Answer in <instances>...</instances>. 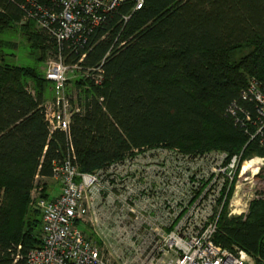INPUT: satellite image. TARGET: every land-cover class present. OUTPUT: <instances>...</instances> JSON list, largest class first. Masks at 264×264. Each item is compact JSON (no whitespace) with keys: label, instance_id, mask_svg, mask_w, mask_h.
<instances>
[{"label":"trees","instance_id":"obj_1","mask_svg":"<svg viewBox=\"0 0 264 264\" xmlns=\"http://www.w3.org/2000/svg\"><path fill=\"white\" fill-rule=\"evenodd\" d=\"M26 2L0 0V264H25L41 244L42 218L31 212V191L69 155L87 173L163 149L171 156L264 155L242 124L246 112H257L246 93L250 83L264 90V0H146L135 11L130 3L119 6L86 50L62 49L81 73L71 80L75 99L68 93L82 109L69 133L49 129L45 88L52 82L39 66L6 58L14 56L17 32L34 53L59 51L55 39L26 18ZM218 222L217 244L241 247L264 264V200L254 201L246 218L223 210Z\"/></svg>","mask_w":264,"mask_h":264},{"label":"built area","instance_id":"obj_2","mask_svg":"<svg viewBox=\"0 0 264 264\" xmlns=\"http://www.w3.org/2000/svg\"><path fill=\"white\" fill-rule=\"evenodd\" d=\"M145 1L27 0L23 5L26 18L47 31L59 49L46 72L55 90L44 104L51 132L69 133L73 114L82 111L66 93L68 72L78 64L66 62L63 47L86 50L111 12L124 3L139 10ZM246 93L257 112H246L242 124L249 141L264 147V90L252 81ZM243 151L171 156L163 149L94 173L81 172L69 155L54 166L59 193L38 197L42 242L25 264H254L243 248L215 242L223 210L246 218L252 203L264 200V155L245 158ZM81 222L97 239L80 229Z\"/></svg>","mask_w":264,"mask_h":264},{"label":"rangeland","instance_id":"obj_3","mask_svg":"<svg viewBox=\"0 0 264 264\" xmlns=\"http://www.w3.org/2000/svg\"><path fill=\"white\" fill-rule=\"evenodd\" d=\"M35 28L37 30L40 29V27L35 23ZM13 42H15L16 48H14V56H6L7 60L11 63H15V64H21V65H36L39 66L40 70L43 71L44 75L46 76V72L48 70V63L51 59H53L55 57V55L57 54H49L48 56L43 55L40 51H37L34 53L33 50L30 49L29 47V43L28 40L26 39V37L20 33L17 32V34L12 37ZM247 50V49H246ZM7 51V50H5ZM43 55V56H42ZM42 56V57H41ZM39 60H38V59ZM37 61V62H36ZM81 73L77 74L76 73V68H72L69 70L68 72V81L66 84V93L68 94L69 92L74 96L75 99V95L76 94L75 90H71L73 88V85L71 83V80H75L77 78H79ZM31 91L34 92V90L32 89V87H30ZM54 85L51 83V85H46L45 88V95H46V100L45 101H49L54 97ZM255 156V155H252ZM252 156H244L245 158L248 157H252ZM148 166H150V170H153V168H155L154 164L152 163V161L150 160V162H148ZM42 180V181H41ZM39 182V179H37L34 182V187L31 191V201H30V207H31V212L32 211H38L37 208V200L38 197H40L41 195H46L49 194L51 196L59 193L60 191V183H58L56 181L55 178L51 177V178H43L41 179ZM2 196V191H0V204H1V197ZM231 218L235 217V216H230ZM78 226L80 227V229L82 231H84L86 233V235H89L91 238L97 239V237L94 235V233H92L93 231L90 229V227L81 222L78 224ZM99 231V230H98ZM254 264H256V262H254Z\"/></svg>","mask_w":264,"mask_h":264}]
</instances>
